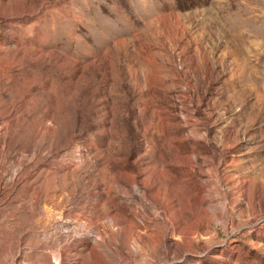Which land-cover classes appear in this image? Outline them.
<instances>
[{"label":"rangeland","instance_id":"1","mask_svg":"<svg viewBox=\"0 0 264 264\" xmlns=\"http://www.w3.org/2000/svg\"><path fill=\"white\" fill-rule=\"evenodd\" d=\"M0 264H264V0H0Z\"/></svg>","mask_w":264,"mask_h":264}]
</instances>
